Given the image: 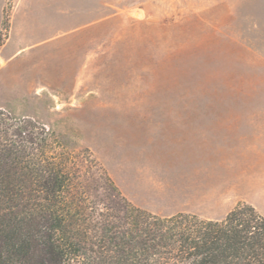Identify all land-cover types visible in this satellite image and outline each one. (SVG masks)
<instances>
[{
    "label": "rangeland",
    "instance_id": "rangeland-1",
    "mask_svg": "<svg viewBox=\"0 0 264 264\" xmlns=\"http://www.w3.org/2000/svg\"><path fill=\"white\" fill-rule=\"evenodd\" d=\"M245 105L264 106V0H0V110L53 131L102 198V172L170 173L157 120Z\"/></svg>",
    "mask_w": 264,
    "mask_h": 264
},
{
    "label": "trees",
    "instance_id": "trees-1",
    "mask_svg": "<svg viewBox=\"0 0 264 264\" xmlns=\"http://www.w3.org/2000/svg\"><path fill=\"white\" fill-rule=\"evenodd\" d=\"M54 132L0 110V264H264V216L238 202L221 219L160 216L57 150Z\"/></svg>",
    "mask_w": 264,
    "mask_h": 264
},
{
    "label": "crops",
    "instance_id": "crops-1",
    "mask_svg": "<svg viewBox=\"0 0 264 264\" xmlns=\"http://www.w3.org/2000/svg\"><path fill=\"white\" fill-rule=\"evenodd\" d=\"M197 107L205 106H169L165 111L193 112ZM235 108H244L232 110L235 118L185 119L178 114L154 122L149 134L157 142L152 146L171 154L166 165L171 171L158 177L146 167H128L113 176L121 193L160 216L186 212L221 219L238 202L264 216V106Z\"/></svg>",
    "mask_w": 264,
    "mask_h": 264
}]
</instances>
